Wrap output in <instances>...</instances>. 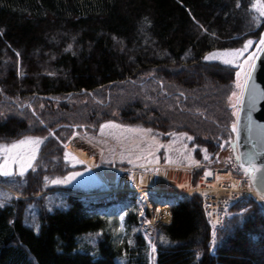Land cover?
Returning <instances> with one entry per match:
<instances>
[{
    "label": "trees",
    "instance_id": "trees-1",
    "mask_svg": "<svg viewBox=\"0 0 264 264\" xmlns=\"http://www.w3.org/2000/svg\"><path fill=\"white\" fill-rule=\"evenodd\" d=\"M255 2L0 0V143L43 141L23 176H0V264H264V214L250 198L212 253L199 196H148L171 216L148 242L136 199L89 203L51 181L73 128L98 136L109 123L161 144L183 134L200 169L216 164L220 137L233 140L237 69L204 57L255 44Z\"/></svg>",
    "mask_w": 264,
    "mask_h": 264
},
{
    "label": "rangeland",
    "instance_id": "rangeland-1",
    "mask_svg": "<svg viewBox=\"0 0 264 264\" xmlns=\"http://www.w3.org/2000/svg\"><path fill=\"white\" fill-rule=\"evenodd\" d=\"M261 37L255 44L251 41L247 50L244 49L245 42L239 49L242 54L238 58L224 56L214 60L229 67H236L237 72L241 71L239 66L244 65L246 72L249 60L254 57L255 48ZM224 59L232 60V63L225 64ZM233 92L239 95L238 89L235 88ZM232 93L228 96L227 104L230 111L236 113V98L232 97L229 100ZM98 133V136H95L85 133L83 127L73 128L71 138L65 144H61L62 151L56 164L60 166L61 179L73 172H79L81 175L68 183L54 184L57 188L55 191L72 193L69 189L74 188L83 193L76 194L82 200L98 204L124 198L136 199L141 209H146L148 214V221L143 224L142 229L149 241L154 238V228L159 224H168L171 216L167 206L152 208L148 196L188 194L200 197L202 193L208 192L207 188L202 187L201 184L206 168L220 166V164L229 165L227 161L231 149L222 137H220L216 164L200 169L199 161L192 155L193 146L183 134H176L167 144H161L158 137L144 129L124 127L114 123L106 124ZM10 144L12 143H0L5 146ZM28 150L26 146L16 151L25 155ZM65 153L68 154L67 157ZM4 155L0 153V162H3ZM36 159L37 157L32 164ZM29 168L27 167L26 170ZM12 171L13 175L19 174V165L12 164ZM55 179L51 177V181ZM40 196L41 194H36L33 198ZM259 200V202L253 201L264 214V200L260 198ZM164 213H168L169 219H163ZM144 228L150 229L151 232ZM214 250L215 242L213 241L211 252L213 253Z\"/></svg>",
    "mask_w": 264,
    "mask_h": 264
},
{
    "label": "water",
    "instance_id": "water-1",
    "mask_svg": "<svg viewBox=\"0 0 264 264\" xmlns=\"http://www.w3.org/2000/svg\"><path fill=\"white\" fill-rule=\"evenodd\" d=\"M258 45L246 70L251 71L249 89L245 92L243 101H236L235 104L237 131L233 132L231 128L233 141L230 147L250 186L260 196L264 192V184L261 183L264 172H257L256 178L252 179L244 171L250 158L258 168L264 165V51ZM252 85L255 87L252 88Z\"/></svg>",
    "mask_w": 264,
    "mask_h": 264
},
{
    "label": "built area",
    "instance_id": "built-area-1",
    "mask_svg": "<svg viewBox=\"0 0 264 264\" xmlns=\"http://www.w3.org/2000/svg\"><path fill=\"white\" fill-rule=\"evenodd\" d=\"M228 158L229 165L220 164V166L206 168L201 180L202 187L208 190L200 197L211 242L215 241L217 235L223 230L232 208L241 199L251 198L256 202L260 201V196L250 186L231 151Z\"/></svg>",
    "mask_w": 264,
    "mask_h": 264
},
{
    "label": "snow or ice",
    "instance_id": "snow-or-ice-1",
    "mask_svg": "<svg viewBox=\"0 0 264 264\" xmlns=\"http://www.w3.org/2000/svg\"><path fill=\"white\" fill-rule=\"evenodd\" d=\"M239 7V4H237ZM253 9H256L260 16H264V4L259 3V0H256L255 3L251 6ZM255 19V17H254ZM249 44H251V41H248L244 45V49L247 50ZM262 51H264V35H262L259 45H258ZM241 50H235L233 52H224V53H213L208 56H205L204 59H216L218 57H224V56H232L233 58H238L239 55H241ZM251 59V58H250ZM223 63L230 64L232 63V60L224 59ZM241 68V71H238L236 73V82H235V88L239 90V95H237L236 92L232 93V96L229 97V100L232 99V97L236 98L237 103L242 102L245 96V92L249 89L250 81H251V71H244V65L239 66ZM252 88L255 86L252 85ZM237 113H233V115H236ZM105 125H101V128L103 129ZM233 132L237 131V125L234 123L232 126ZM42 139L40 138H25L22 140H19L18 142H14L10 145H0V153L5 154L3 162H0V176L9 177L12 176L14 173L12 171V164H18L19 165V175L23 176L24 171L27 167H31L32 161L36 158L37 150L39 149V146L42 143ZM28 147V153L25 155H21L16 150L20 149L22 147ZM65 156L67 157L68 154L65 153ZM239 159V157H237ZM243 167V165L241 166ZM245 173L252 179L256 178L257 172H264V165L260 166L259 168L256 166L255 163H253L252 159H249L248 166L244 167ZM208 175V173H205ZM81 175L79 172H73L69 176L64 177L63 179H55L52 181L53 184H63L68 183L70 180H75L77 176ZM262 184H264V180L261 181ZM260 199L264 200V192L260 193ZM153 252H155V248L152 249Z\"/></svg>",
    "mask_w": 264,
    "mask_h": 264
},
{
    "label": "bare ground",
    "instance_id": "bare-ground-1",
    "mask_svg": "<svg viewBox=\"0 0 264 264\" xmlns=\"http://www.w3.org/2000/svg\"><path fill=\"white\" fill-rule=\"evenodd\" d=\"M83 145V144H82ZM87 147V146H86ZM96 156V155H95ZM163 219H166V213L163 215ZM146 229V228H145Z\"/></svg>",
    "mask_w": 264,
    "mask_h": 264
},
{
    "label": "crops",
    "instance_id": "crops-1",
    "mask_svg": "<svg viewBox=\"0 0 264 264\" xmlns=\"http://www.w3.org/2000/svg\"><path fill=\"white\" fill-rule=\"evenodd\" d=\"M166 218H169V217H168V213H166Z\"/></svg>",
    "mask_w": 264,
    "mask_h": 264
}]
</instances>
